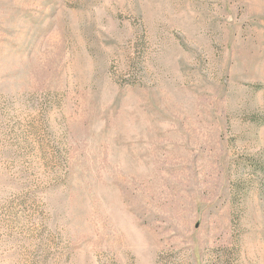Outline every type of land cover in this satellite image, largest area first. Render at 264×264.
I'll return each instance as SVG.
<instances>
[{
	"label": "rangeland",
	"instance_id": "obj_1",
	"mask_svg": "<svg viewBox=\"0 0 264 264\" xmlns=\"http://www.w3.org/2000/svg\"><path fill=\"white\" fill-rule=\"evenodd\" d=\"M0 264H264V0H0Z\"/></svg>",
	"mask_w": 264,
	"mask_h": 264
}]
</instances>
